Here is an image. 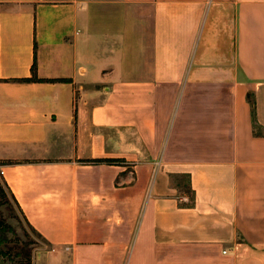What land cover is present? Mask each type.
<instances>
[{"label":"crops","instance_id":"0c3cea01","mask_svg":"<svg viewBox=\"0 0 264 264\" xmlns=\"http://www.w3.org/2000/svg\"><path fill=\"white\" fill-rule=\"evenodd\" d=\"M0 170L34 264H264V0H0Z\"/></svg>","mask_w":264,"mask_h":264},{"label":"rangeland","instance_id":"374dc122","mask_svg":"<svg viewBox=\"0 0 264 264\" xmlns=\"http://www.w3.org/2000/svg\"><path fill=\"white\" fill-rule=\"evenodd\" d=\"M184 183V191L192 195ZM44 245L39 234L26 223L0 177V264H34V256Z\"/></svg>","mask_w":264,"mask_h":264},{"label":"trees","instance_id":"16d2710c","mask_svg":"<svg viewBox=\"0 0 264 264\" xmlns=\"http://www.w3.org/2000/svg\"><path fill=\"white\" fill-rule=\"evenodd\" d=\"M32 72H34V64L32 65ZM30 79H36V77H32V78H30ZM24 80H29V79H24ZM250 104H251V106L253 107L254 106V104H253V101H251L250 100ZM97 161H101V160H97ZM9 194H10V192H9ZM10 196L12 197V195L10 194ZM12 199H13V197H12ZM14 200V199H13ZM15 202V201H14ZM16 204V203H15ZM18 208V207H17ZM26 223H27V221H26ZM32 228V227H31ZM33 229V228H32ZM34 230V229H33Z\"/></svg>","mask_w":264,"mask_h":264},{"label":"built area","instance_id":"2783aa9c","mask_svg":"<svg viewBox=\"0 0 264 264\" xmlns=\"http://www.w3.org/2000/svg\"><path fill=\"white\" fill-rule=\"evenodd\" d=\"M0 174H2V171L0 170Z\"/></svg>","mask_w":264,"mask_h":264}]
</instances>
